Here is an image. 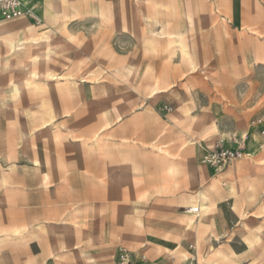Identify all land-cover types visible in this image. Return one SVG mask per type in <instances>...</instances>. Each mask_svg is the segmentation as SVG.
Segmentation results:
<instances>
[{
    "label": "rangeland",
    "instance_id": "374dc122",
    "mask_svg": "<svg viewBox=\"0 0 264 264\" xmlns=\"http://www.w3.org/2000/svg\"><path fill=\"white\" fill-rule=\"evenodd\" d=\"M47 2L53 16L41 15L40 1L32 15L1 20L12 25L5 38L14 51L3 39L0 235L24 230L0 243V264H112L118 246L138 253L142 243L148 263L181 264L191 240L206 260L228 254L216 264H264V134L256 122L264 116V0ZM138 6L150 26L139 23ZM177 36L197 64L170 48ZM44 52L46 60H31ZM33 79L47 82L49 93L35 92L44 91L38 81L40 89L13 93ZM43 100L60 113L49 125ZM233 134L246 135L242 157L217 172L201 161ZM27 156L42 161L48 188ZM198 199L210 204L208 221L221 216L223 201L237 220L219 232L186 230L183 211ZM36 222L46 230L34 237L27 229Z\"/></svg>",
    "mask_w": 264,
    "mask_h": 264
},
{
    "label": "crops",
    "instance_id": "0c3cea01",
    "mask_svg": "<svg viewBox=\"0 0 264 264\" xmlns=\"http://www.w3.org/2000/svg\"><path fill=\"white\" fill-rule=\"evenodd\" d=\"M40 1H44V0H27V2H28V4H29V6H31L32 7V9H34L35 7H36V3H38V2H40ZM32 3L34 4L33 6H32ZM93 13H99V14H102V16H103V13L101 12V11H99V10H97V9H93V10H91ZM35 13V12H34ZM41 15L43 16H47V14H46V9H44V11L43 12H41ZM38 18H40V15L38 16ZM2 26L4 27V29L6 30L5 31V33H3L2 34V41H3V39L4 40H6V42H7V44H8V42H10V43H12V45H13V47H14V43L12 42V40L11 39H9V38H5L6 37V35L9 33V31H10V29H11V27H12V25H6V24H2ZM34 38H37V37H34ZM34 38L31 40V44H32V41H34ZM147 40H149V39H147V38H144V41L146 42ZM9 46V45H8ZM9 49H10V52L11 53H13V51H14V48L13 49H11L10 47H9ZM34 56V55H33ZM47 59V58H46ZM45 59V60H46ZM36 81H38L43 87H44V91L43 92H37V91H35L36 93H38V94H47V93H49V91H50V88H49V86H48V84H47V82H43L42 80H36ZM73 88H75L78 92L81 90L80 89V87L78 86V85H75V86H73ZM14 90V89H13ZM13 93H15V94H17L16 92H14L13 91ZM41 106L43 107V109H44V111H45V114L47 115V117H46V119L44 120V121H46V120H48V117L50 116V112H54V113H56L57 114V117L55 118V120H57V118H58V116H59V112L55 109V107L53 106V104H52V102L51 101H49V100H43L42 102H41ZM121 117H123L124 116V114L122 113L121 115H120ZM55 120H53V121H51V122H46L44 125H49V124H51V123H53V122H55ZM21 132H24V133H26L25 131H21ZM26 135H27V133H26ZM94 136H96V137H94ZM94 138L92 139V140H90V141H88L87 143H86V145H88L89 146V148L90 149H92V147H95V146H97L98 145V136H99V132H96L95 134H94ZM246 136V135H245ZM152 144H154V143H152ZM151 144V145H152ZM256 153V150H254V151H252L251 152V154H249V156H253L254 154ZM27 158H28V161H30L29 159H33L32 161H30L31 162V164H32V169L33 170H42V182H43V184L48 188L50 185H48V183H49V175H48V171H47V169H44V167H43V163H42V161L39 159V158H37V157H34V158H32V157H30V156H27ZM38 162V163H37ZM35 181V180H34ZM33 181V178H32V184L33 183H35ZM48 185V186H47ZM201 195H204L203 194V192H200L199 193V196L200 197H202ZM204 202H206L207 204H208V208H210V204H209V202L207 201V200H203ZM202 201V199H198L197 201H190V204H188L185 208V210L183 211V213L184 214H187V215H185V219H186V224H185V228H186V230H188V229H191V228H194V227H198V226H203V227H208V229H210V230H212V227H210V226H212L211 224H214L215 225V228L213 229V230H215L216 229V231H220L224 226H225V223L226 224H228V223H230V222H234L235 220H237V217H238V210H230L228 207L230 206V203L229 204H226L225 203V201H223V202H218L217 203V205L218 206H220L221 207V216H218L215 220H207L208 219V212H207V214H206V217H205V220H204V222H203V219L202 220H199V217H198V211L196 212V213H189L188 212V209H189V207H192V208H194V209H197V207L199 206V204L201 203V202H203ZM189 214V215H188ZM16 227H14L12 230L13 231H15L14 233L15 234H12V235H10V234H4V235H0V243L3 241V240H5L6 238H8V237H12V236H21L22 234H23V230H24V228H20L19 227V229H18V227H17V229H15ZM11 230V232L13 233V231ZM36 230H40V231H44V230H46V225H45V223L44 222H36L35 224H33V225H31L28 229H27V232H29V233H31L34 237H36L37 235H34V234H36L37 233V231ZM19 231V234L18 233H16V232H18ZM36 232V233H35ZM80 234V230L78 231V235ZM241 235H247V234H241ZM248 236V238H250L249 237V235H247ZM149 238H157V239H160V240H162V241H160V244L162 245V246H170V240L169 239H167V238H159V237H157V236H155V235H153V234H149L148 235V239ZM165 240V241H164ZM166 240H168V241H166ZM243 240V242L247 245V243H246V241H244V239H242ZM250 240L254 243V241H253V239L252 238H250ZM253 243H252V245L251 246H248V248L250 249V248H252L253 247ZM190 244H194V246H195V248H196V251H195V253L197 254V261H198V264H204V261L206 260V257H207V254H206V252L204 251V249L202 248V246L199 244V242H198V240H191V241H189L187 244H186V255H185V257H183L182 258V262L184 261V259L185 258H187L188 256H190V255H192L194 252L192 251V250H190V248H189V245ZM129 248V247H128ZM145 244L144 243H142L141 245H140V251L138 252V253H136L135 251H133L132 249V251L135 253V256H136V261H135V264H142V263H145V264H150V263H148L149 262V258H148V256H147V254L143 251V250H145ZM178 247H176V249H177ZM117 249V248H116ZM116 251V250H115ZM140 253H143V254H145L146 255V257H147V261H141V260H139V259H137L138 258V256H139V254ZM115 254V253H114ZM171 255V257H174V255L173 254H170ZM53 256H55V255H53ZM114 256V255H113ZM113 256H112V264H113ZM217 258L215 259V260H206V262H205V264H216L217 263V261H218V256H216ZM222 261V260H221ZM250 263H255V262H250ZM249 263V264H250ZM44 264H48V261H45L44 262ZM182 264V263H181ZM256 264V263H255Z\"/></svg>",
    "mask_w": 264,
    "mask_h": 264
},
{
    "label": "built area",
    "instance_id": "2783aa9c",
    "mask_svg": "<svg viewBox=\"0 0 264 264\" xmlns=\"http://www.w3.org/2000/svg\"><path fill=\"white\" fill-rule=\"evenodd\" d=\"M32 7L29 6L27 0H0V19L9 20L20 16L32 15ZM260 134H264V116H260L256 120ZM245 136L237 138L234 134L230 137L229 144L223 140L210 150L204 153L202 162L211 166L214 171H221L232 160L243 156L245 150ZM259 148H264V142ZM186 209V208H185ZM184 209V210H185ZM189 213H196L197 209L189 208ZM190 250L194 253L184 259L182 264H198L196 248L194 244L189 245ZM141 261H147L145 254L140 253L138 258ZM135 253L125 245L117 247L113 256V264H135Z\"/></svg>",
    "mask_w": 264,
    "mask_h": 264
},
{
    "label": "bare ground",
    "instance_id": "6f19581e",
    "mask_svg": "<svg viewBox=\"0 0 264 264\" xmlns=\"http://www.w3.org/2000/svg\"><path fill=\"white\" fill-rule=\"evenodd\" d=\"M48 0H44V3H46L45 4V9H46V14H47V16L48 17H50V16H53L54 14H55V12H54V9L52 8V6L47 2ZM138 4L140 5V2H138ZM39 16V15H38ZM137 17H138V19H139V23H143V24H145L146 26H150V16H148V15H146L145 13H144V11H143V8L141 7V6H138L137 7ZM158 18V17H157ZM2 21H1V19H0V46H2V34L3 33H5V29H4V27L2 26ZM40 42H42V37L41 36H39V37H37V38H34V41H32V44H39ZM146 43H148V44H152V42H151V39H149V40H147L146 41ZM28 44V43H27ZM8 45H9V47L11 48V49H13V45H12V43H10V42H8ZM37 46V45H36ZM169 46H170V48H172V47H176V46H178L179 48H180V51H181V53H182V57L183 58H187V57H191V60H192V63H194V64H197V61H196V59L193 57V55H192V52H191V50H190V48H189V46H188V44L181 38V37H179V36H177V37H175L173 40H171V42H170V44H169ZM190 50V51H189ZM51 51V50H50ZM48 55H49V53H46V52H44V53H41V54H36V55H34V56H31V60L33 61V62H38V63H40V62H42V61H44L47 57H48ZM29 60V59H28ZM31 65H32V63H31ZM30 69V68H29ZM29 73H31V71H29ZM26 74V73H25ZM74 77V76H73ZM54 78V77H53ZM72 78V77H71ZM80 78H81V76H80ZM79 79V78H78ZM83 79V78H82ZM81 79V80H82ZM57 83H59L58 81H57ZM65 84L66 85H69L70 87L72 86H75V85H78L79 86V84L77 83V81L76 80H74V79H65ZM27 88H33V89H40V86H39V84H36V80H28V81H21V82H19V83H17V84H15L14 85V91L17 93V96H19V95H21ZM153 90L154 91H156V92H160L162 89H161V87H159L158 85H156L154 88H153ZM57 117V114L56 113H54V112H50V116L48 117V120H46V121H44L43 123L45 124L46 122H51V121H53V120H55V118ZM227 136V135H226ZM26 137V133H24V132H22L21 133V138L23 139V138H25ZM94 137H96V136H94ZM231 137V136H230ZM228 140H230V138L228 139ZM256 142V139L255 138H252V140L250 141V148H252V146L254 145V143ZM152 144V143H151ZM154 145L155 144H152L151 146L152 147H154ZM152 149V148H151ZM247 150V149H246ZM250 154V153H249ZM33 160V159H32ZM38 163V162H37ZM1 179V178H0ZM188 207V206H187ZM189 208H191V207H189ZM209 209L210 208H208V204L206 203V202H201L200 204H199V206L197 207V213H198V217H199V220H202L203 219V222H204V220H205V217H206V214H207V212H209ZM212 226H210V227H212V229L213 228H215V225L214 224H211ZM15 229H17V227L15 228ZM18 229H19V227H18ZM14 230V229H13ZM12 230V231H13ZM36 231H38V230H36ZM15 231H13V233L12 234H15L14 233ZM16 233H18L19 234V231L18 232H16ZM36 233V232H35ZM11 234V235H12ZM34 235H37V233L36 234H34ZM248 235V234H247ZM247 235H242V237H243V239H244V241H246V243H247V245L248 246H251L252 245V241L250 240V238H248V236ZM216 237V240H217V236H215ZM217 256H218V260H224V259H227L228 258V254H226V253H224V252H221V251H218V254H217ZM217 258V257H216Z\"/></svg>",
    "mask_w": 264,
    "mask_h": 264
}]
</instances>
